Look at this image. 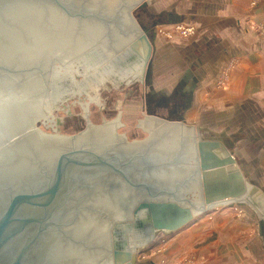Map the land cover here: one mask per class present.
<instances>
[{"label": "water", "instance_id": "1", "mask_svg": "<svg viewBox=\"0 0 264 264\" xmlns=\"http://www.w3.org/2000/svg\"><path fill=\"white\" fill-rule=\"evenodd\" d=\"M141 1L0 0V106L15 100L17 109L15 128L2 132L0 123V264H135L129 241L112 258L107 227L114 219L133 213L154 237L226 201L248 199L229 149L194 135L183 117L168 122L146 110L140 128L148 140L129 143L115 134L126 146L113 144L111 134L69 144L111 123L88 124L76 137L34 135L42 134L35 124L45 117L43 98L50 108L52 65L99 43L115 54L124 49L122 58L136 54L139 41L151 74L153 45L130 15L147 7Z\"/></svg>", "mask_w": 264, "mask_h": 264}, {"label": "crops", "instance_id": "2", "mask_svg": "<svg viewBox=\"0 0 264 264\" xmlns=\"http://www.w3.org/2000/svg\"><path fill=\"white\" fill-rule=\"evenodd\" d=\"M140 3L155 20L144 30L161 92L179 88L194 96L181 124L229 149L249 195L214 206L165 239L149 264H264V0ZM176 26L194 34L179 36Z\"/></svg>", "mask_w": 264, "mask_h": 264}, {"label": "rangeland", "instance_id": "3", "mask_svg": "<svg viewBox=\"0 0 264 264\" xmlns=\"http://www.w3.org/2000/svg\"><path fill=\"white\" fill-rule=\"evenodd\" d=\"M143 11L144 10L139 9V6H135L130 11V15L133 17L142 33L146 31L144 30V28L151 29V24L155 21L150 16L144 14ZM143 45L141 42L136 41V45L134 46L136 54L129 53L127 56L119 58L117 54H122L124 49L115 54L103 44L99 43L63 66L59 64L52 65L48 82L49 102L50 108L52 109L49 108L46 98H43L41 110L44 113L45 117L43 119H40L35 124V128L42 134H38V132L34 129V135L76 137L86 131L88 124L99 127L103 126L105 123H111L103 129L104 132L99 134H104L107 130H110L113 135V144L122 142L121 139H114L115 134L120 137L123 136L126 141L131 143L135 141L139 142L148 140L146 128H140V121L146 120V110L148 112L150 110V114L162 115V120L164 121L177 122V119L169 118L166 111L155 109V101L161 96L169 97L174 92L181 91V93L187 97L188 106H190L194 96L191 94H187V92H183V90L179 88L168 89L167 93H162L161 86L163 84L160 85V83L164 80H162L161 78L162 74H159L160 71L157 72L154 68L152 69L151 74L147 75L148 61L146 60V63L144 61V58L146 59V45ZM107 59L108 61L114 59L115 62L117 61L116 65L119 67H124L123 64L125 65L126 61V65H129V68L132 67L131 70H133V67L139 64H141L142 66V62H144L145 66L144 70L142 68L143 66H140L137 78L134 80L133 78H131L132 81L127 80L120 82L119 80L115 79L117 77L101 78V80L95 82V84L94 82L87 81L85 82L87 85L84 84L82 87L83 93H81V96L80 94L70 96V94L72 93L71 90L74 88V86L79 82H83V76L86 75V72L87 75H91V72H89V66L91 65L94 68L96 67V69H98L97 66L100 65L99 68H102L106 65L105 63L108 62H106ZM155 59L157 62V58ZM149 60L152 62V64L154 63L153 55ZM155 66L157 67L159 66V64L154 63V67ZM157 69L158 67L156 68V70ZM142 70L144 72H142ZM97 71L98 70H96V72ZM76 72L78 73V75L76 74ZM130 76H132V74ZM72 78L75 79V81ZM56 94L60 95H58L57 97ZM14 109H16L15 100H12L0 106V123L4 126V128H2V132H6L7 130L16 127L17 123H12V119L10 116L12 115L11 111ZM14 111H17V109ZM153 111L155 112L153 113ZM3 113L4 115H6V117L4 116V118L2 116ZM91 134H97V132L90 131L87 134V137L84 139V143L70 142L69 144L75 146H86L87 138ZM203 135L208 136V132L204 131ZM211 136L215 137L213 135ZM209 211L210 210H206L203 213L196 215L189 224L182 227L178 231H160L154 237H152L154 234L153 233L151 236L152 239H149V241L145 240L144 243H141L136 247L135 264H149L152 251L158 253L157 249H159V244L163 243L165 239L173 236L176 232H179L182 229H185L187 226H190L192 223L199 220L200 217L207 215ZM211 211L213 210L211 209ZM131 215L133 216L132 220L129 219L125 222H118V224L114 227H112L111 223L112 228L110 226L107 227V232L112 246L113 260L114 250L123 247L122 245L124 240L129 241V246L136 245V242L131 243V239H133L132 237H136L138 232L142 231L138 227V216H134L133 213H131ZM124 216L129 215L128 213H126L118 219H122ZM128 228H130L131 230H129L132 232H128L125 235L123 231L125 232V230ZM148 237L151 238L149 235Z\"/></svg>", "mask_w": 264, "mask_h": 264}, {"label": "bare ground", "instance_id": "4", "mask_svg": "<svg viewBox=\"0 0 264 264\" xmlns=\"http://www.w3.org/2000/svg\"><path fill=\"white\" fill-rule=\"evenodd\" d=\"M83 56V55H82ZM117 56H119L118 54H117ZM120 57V56H119ZM112 58V57H111ZM110 58V59H111ZM121 58V57H120ZM105 59V58H104ZM109 59V58H108ZM108 59L106 60V62L108 61ZM118 59V58H117ZM84 61V60H83ZM95 62V61H94ZM117 62V61H116ZM116 62L114 61V59L113 60H109L107 63H105L106 65L105 66H103L102 68H99V66H97L98 67V69H96V67L94 68L93 66H89L90 68V70H89V72H91V75H87V72H86V75H84L83 76V78H84V80H83V82L82 83H77V82H75V83H77L75 86H74V88L71 90V94H70V96H74L75 94H80V96H81V93H83V85L84 84H86L85 82H94V84H95V82H98L99 80H101V78H110V77H117V78H115L116 80H119L120 82H123V81H132V79L131 78H133V80L134 79H136L137 78V76H138V74H139V69H140V66H141V64H139V65H137V66H135V67H133V70H131L132 69V67L131 68H129V65L127 66L126 65V61H125V65L123 64V66L124 67H119V66H117L116 65ZM83 63V62H82ZM87 63V62H86ZM93 64H96V63H93ZM99 64V63H98ZM96 66V65H95ZM143 66V67H142ZM142 68H143V70H144V62H142ZM86 68V67H85ZM137 68V69H136ZM96 70H98L97 72H96ZM127 70V71H126ZM142 70V72H144ZM64 71V70H63ZM66 71V70H65ZM68 72V71H67ZM53 73V72H52ZM73 73V72H72ZM85 73V72H84ZM65 74H66V72H65ZM70 74V73H69ZM76 74L78 75V73L76 72ZM89 74V73H88ZM132 74V76H130ZM74 76V75H73ZM82 76V75H81ZM143 76V75H142ZM64 77V76H63ZM66 77V76H65ZM73 79V78H72ZM74 81H75V79H73ZM73 81V82H74ZM87 85V84H86ZM85 87V86H84ZM88 87V86H87ZM54 89H56V88H54ZM56 92V91H55ZM63 92V91H62ZM57 93V92H56ZM55 94V93H54ZM66 94V93H65ZM67 94H68V92H67ZM66 94V95H67ZM57 95V97H58V95H60V94H56ZM55 96V95H54ZM63 97V96H62ZM54 98V97H53ZM60 98V97H59ZM58 98V99H59ZM96 99V98H95ZM56 100V99H55ZM52 101V100H51ZM59 102V101H58ZM52 109V108H51ZM2 110V109H1ZM14 110H16V109H14ZM14 110H12L11 112H12V115H15V112H17V111H14ZM14 111V112H13ZM8 114V113H7ZM10 114V113H9ZM49 114V113H48ZM12 115H10L11 116V119H12ZM3 118H4V116L6 117V115H4V113H3ZM9 116V117H10ZM8 117V116H7ZM2 118V119H3ZM1 119V120H2ZM3 121V120H2ZM97 132V134H99V133H102V132H104L103 131V129L102 130H100V131H96ZM104 134H111L112 135V133H111V131L110 130H107ZM87 137V135L84 137V139ZM84 139L82 140V141H84ZM124 217H126V216H124ZM127 228V227H126ZM130 229V228H129ZM131 230V229H130ZM129 230V231H130ZM152 234L153 233H149V236L151 237L152 236ZM137 237H132V238H135V241H136V245H134L135 246V248L138 246V245H140L141 243H144L145 242V240H149V239H152V238H149L148 236H146V234H145V231H141V232H138L137 233V235H136Z\"/></svg>", "mask_w": 264, "mask_h": 264}, {"label": "flooded vegetation", "instance_id": "5", "mask_svg": "<svg viewBox=\"0 0 264 264\" xmlns=\"http://www.w3.org/2000/svg\"><path fill=\"white\" fill-rule=\"evenodd\" d=\"M140 10H143V8H139ZM188 102H187V97L184 96L181 91H176L174 92L171 96L169 97H164L161 96L159 98H157V100L155 101V109H159V110H164L167 112V115L169 118L171 119H179L182 118V112L185 111L188 108ZM150 112V110H149ZM155 111H153L154 113ZM118 136V135H117ZM122 140V139H121ZM123 145H125L124 141L122 140L121 142ZM196 173V166L194 167V170L192 171V176H194ZM117 179V178H116ZM119 185L118 183H116V186ZM176 186H180V184H177ZM116 220V219H114ZM132 220V219H131ZM118 223H116L115 221L112 222V227H114L115 225H117ZM138 225H141V223L139 222ZM111 227V228H112ZM117 227V226H116ZM117 229V228H116ZM130 232L129 228L125 230V232L123 231V233L126 235V233ZM117 243V242H116ZM120 244V243H119ZM123 247H125V240L123 242ZM118 248V247H117ZM115 252V250H114ZM115 259V256H114Z\"/></svg>", "mask_w": 264, "mask_h": 264}, {"label": "built area", "instance_id": "6", "mask_svg": "<svg viewBox=\"0 0 264 264\" xmlns=\"http://www.w3.org/2000/svg\"><path fill=\"white\" fill-rule=\"evenodd\" d=\"M264 32V30L262 31ZM175 34H178L182 37H189L194 34V30L191 27H184V26H176ZM171 36V34L168 33Z\"/></svg>", "mask_w": 264, "mask_h": 264}]
</instances>
